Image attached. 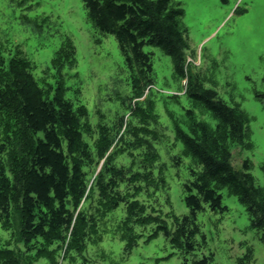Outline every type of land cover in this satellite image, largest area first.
Masks as SVG:
<instances>
[{"label":"rangeland","instance_id":"obj_1","mask_svg":"<svg viewBox=\"0 0 264 264\" xmlns=\"http://www.w3.org/2000/svg\"><path fill=\"white\" fill-rule=\"evenodd\" d=\"M170 8L183 12L186 77L178 76L174 60L162 49L145 46L153 57V85L135 98L143 82L137 87V72L126 66L115 38L94 28L82 0H0V53L5 61L28 62L41 86L62 83L66 99L88 111L94 140L100 127L122 123L123 138L112 147L117 167L141 172L148 145L158 156L149 168L153 181L141 182L142 191L120 187L139 202V218L129 216L125 203L114 210L98 204L97 197L86 203L91 221L82 254H26L20 215L14 214L9 229L0 224V249L20 255L25 264H193L204 257H211L209 264H264V228L253 225L230 186L212 185L227 211L212 212L205 206L198 213L195 252L185 249L175 223L176 217L189 214L185 186L193 180L192 171L204 170L180 132L200 140L201 130L194 126L198 123L222 138L218 118L186 94L190 78L244 121L242 143L226 142L236 170H243V162L250 164L248 173L264 200V0H172ZM67 40L76 63L58 70L53 60ZM130 126L138 131L131 132ZM85 140L92 147V139Z\"/></svg>","mask_w":264,"mask_h":264},{"label":"trees","instance_id":"obj_2","mask_svg":"<svg viewBox=\"0 0 264 264\" xmlns=\"http://www.w3.org/2000/svg\"><path fill=\"white\" fill-rule=\"evenodd\" d=\"M171 2L82 0L94 28L115 38L126 66L137 72V87L143 82L135 98H142L145 89L153 85V57L144 51L145 46L162 49L174 60L178 76L186 77L188 38L180 27L183 12L171 9ZM75 63V49L67 40L55 55L53 66L61 70L66 65L73 68ZM31 69L28 62L20 58L5 61L0 53V159L4 157L0 161V224L9 229L13 214L20 215L26 254L53 258L58 252L63 258H73L72 254L83 253L88 238L91 218L86 203L97 197V203L109 210L125 203L129 216L139 218V202L131 201L120 187L126 184V190L133 186L135 193L142 191L141 182L149 185L153 181L149 168L158 156L148 145L146 160L140 162L141 172L117 167L112 147L122 140L124 125L100 127L94 140L86 108L67 100L60 82L55 87L39 85ZM188 84L186 94L203 102L218 118L217 129L222 133V138L213 137L198 123L194 126L201 130L200 140L180 132L186 148L204 168L201 174L192 171L193 180L185 186L189 214L175 218L177 237L193 253L198 247V213L205 206L212 212L227 211L213 184L230 186L257 228H264V200L248 173L250 164L243 162V170H236L226 142L230 138L242 143L244 121L215 93L201 91L196 80L190 78ZM85 137L92 139V147ZM210 260L204 257L193 264H209ZM0 264L25 263L20 255L0 249Z\"/></svg>","mask_w":264,"mask_h":264}]
</instances>
